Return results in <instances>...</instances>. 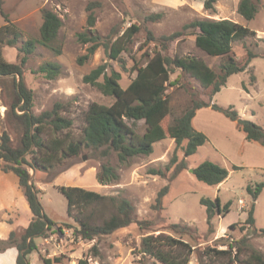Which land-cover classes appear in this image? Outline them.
<instances>
[{
	"label": "rangeland",
	"instance_id": "1",
	"mask_svg": "<svg viewBox=\"0 0 264 264\" xmlns=\"http://www.w3.org/2000/svg\"><path fill=\"white\" fill-rule=\"evenodd\" d=\"M203 1L3 0L2 8L20 32L21 42L39 38L42 9L52 11L61 21L52 46L60 51L59 54L37 44L23 68L24 84L33 93L31 113L39 115L52 109L56 103L63 105L61 116L72 122L68 135L73 141H80L85 126L84 113L88 106L92 103L110 106L114 102L112 97L102 95L96 87L83 83V77L91 70L105 64L107 74L111 70L120 74L119 84L125 89L136 76L134 66H144L146 59L158 52L169 57L200 58L218 73L222 59L210 57L198 49L194 35H184L169 42L166 50L162 49L159 37L179 31L183 25L194 20L227 19L254 32L234 42L230 55L239 63L244 62L247 51L257 57L251 60L245 71L231 75L226 85L214 96L210 88L204 89L188 75H180L177 84L167 86L165 92L171 113L163 121V128L180 116L192 100L224 108L233 106L240 120L264 127V0H259L258 12L251 21H245L237 13L240 0H217L212 13L204 10ZM90 13L95 17L93 27L87 25ZM150 15L160 17L150 21L147 19ZM3 24L0 16V26ZM131 25H138L140 30L117 60L108 59L104 46H99L89 59L78 63V59L86 54L89 47V44L78 40V34L89 31L100 36L102 42L111 43ZM147 31L156 40L147 42ZM2 54L7 62H17L16 46H4ZM45 63L60 65V74L49 80L37 73ZM179 73L174 70L170 74V81L176 79ZM12 98V80L0 78V133H6L11 146L15 148L20 145L23 128L10 111ZM193 120L198 123L201 129L199 132L207 137V141L189 157L184 156L182 147L176 148L174 141L166 138L152 146L150 155L134 156L125 163H120L113 152L105 156L103 148L93 150L82 147L77 156L57 161L45 171H34L24 164L31 182L39 190L37 197L43 213L57 223L47 238L35 239L37 249L27 256L29 263L45 264L44 260L52 261L59 257L62 264H77L80 259L86 260L88 264H138L141 239L149 234L168 233L166 227L175 223L186 224L197 231L190 238H184L195 249L188 264H198V252L205 247L225 249L223 245L226 243L250 234V231L241 229L245 227L247 211L252 203L254 225L256 229H263L264 189L256 200H252L247 187L264 182V165L262 168L252 165L257 164L258 160L264 164L263 157H259L263 155L264 147L251 143L258 147L259 156L252 153L248 147L243 146L245 144L236 132L237 124L210 108L202 109ZM126 123L137 135L145 131L143 120H129ZM240 135L243 136L242 133ZM49 137L51 133L47 134ZM173 156L174 164L171 163ZM24 158L30 162L31 156L26 154ZM206 161L228 171L227 179L220 185L209 186L199 182L190 172ZM182 162L185 168L176 171ZM0 164L4 165L1 160ZM103 164L115 168L119 176L116 182L107 185L100 183L99 174ZM233 166L241 169L233 170ZM149 170H159L163 175H149ZM165 186L168 192L162 198L161 209H155L153 205L156 196ZM59 187H79L107 197L120 196L134 207L136 221L146 220L151 222V226L142 230L133 223L91 241L76 239L72 230L63 226L74 225V222L66 214V200L58 192ZM202 198H218L221 206L230 203L228 214L213 218L210 231L205 208L200 204ZM31 219L32 214L17 177L11 171L0 172V264H16L17 245L21 243ZM233 224L235 228L230 229ZM59 226L62 231L58 230ZM221 237L226 239L220 241ZM249 244L264 255V236L250 237ZM94 245L97 254L91 251ZM146 264H153V260H148ZM223 264L228 263L224 261Z\"/></svg>",
	"mask_w": 264,
	"mask_h": 264
},
{
	"label": "trees",
	"instance_id": "2",
	"mask_svg": "<svg viewBox=\"0 0 264 264\" xmlns=\"http://www.w3.org/2000/svg\"><path fill=\"white\" fill-rule=\"evenodd\" d=\"M217 0H204L203 8L207 12H214ZM3 0H0V16L4 24L0 26V78H10L13 82V98L10 111L23 128V135L18 147H12L6 133H0V172L11 171L18 179L19 186L23 189L24 196L29 205L32 219L24 230L21 243L17 245L18 255L16 264H30L27 256L37 249L35 239L47 238L53 227L57 226L53 220L44 213L41 203L37 197L39 190L31 182L30 175L24 164L30 169L45 171L53 164L68 157L78 155L80 149L91 148L93 150L103 148V154L107 156L110 152L116 154L120 163L127 162L130 158L138 155H150L152 146L166 138L174 141L176 148L182 147L185 157L193 155L197 148L205 144L207 137L195 130L192 120L198 110L210 108L220 113L232 123L237 124L239 119L237 111L233 106L227 108L203 101L192 100L191 105L184 112L174 118L164 129L163 121L170 115L169 101L166 97L167 86L177 84L180 75H188L199 83L204 89H211L214 96L226 85L227 79L233 75L246 70L251 60L256 55L250 51L246 52L243 63L237 62L230 54L232 44L241 41L249 35L254 34L248 28L234 23L230 20H194L181 27L170 35L159 37L163 50L167 49L169 42L184 36L194 35L195 45L198 49L210 57H220L219 72H214L202 59L186 57H169L161 53H154L146 59L144 66H134L135 78L123 89L119 84L120 74L111 70L106 72V65L101 64L91 70L82 79L83 83L94 86L104 96L114 99L110 106L92 103L84 113L85 126L82 130L80 141L70 139L68 133L72 126L71 120L61 116L63 105L56 103L52 109L44 111L39 115L31 113L33 93L28 89L23 80V68L29 56L34 52L37 44L49 48L59 54V50L53 48L57 33L61 27V21L55 13L42 9V24L39 29L37 40H26L21 42V34L16 26L8 19V15L2 8ZM259 0H240L237 5V13L245 20L251 21L258 12ZM160 15H150L148 20H157ZM95 17L92 13L87 19L88 27H93ZM140 30L138 25H131L123 34L111 43L101 41V37L91 32L78 34V40L89 44L86 54L78 59L82 63L89 59L99 46H104L105 54L110 60H117L120 54L126 50L133 36ZM152 33L147 31V42L154 41ZM4 46L15 47L17 50V62L10 63L3 58L2 48ZM61 67L55 63L41 65L37 73L51 80L56 78ZM174 70L180 73L177 78L170 81V74ZM101 79V81H100ZM252 79H254L252 77ZM144 121L145 131L137 135L127 125L126 121ZM236 129L244 135L249 143L264 147V127L251 122L237 124ZM51 137L47 138V134ZM183 143L184 146L182 145ZM30 154V162L25 161L24 156ZM175 156L171 159L174 164ZM185 168V164L179 163L177 170ZM233 170L241 167L233 166ZM193 176L199 182L209 186H218L228 177V171L209 161L203 162L193 169ZM149 175L162 176L159 170H149ZM119 179L117 171L109 164H103L99 174L101 184L107 185ZM264 182L248 186L247 192L252 200H256ZM58 192L66 200V214L71 218L74 225L64 224L65 229H71L76 239L91 241L97 237L110 235L111 233L136 223L140 229L147 230L151 222L134 218V207L120 196H103L99 193L88 191L79 187H59ZM168 187H163L157 194L153 208L161 209L162 198L167 194ZM200 204L205 208L206 223L209 231L212 228V220L215 216H225L230 211V203L221 206L218 198L210 200L202 198ZM254 203L247 211L243 230L250 231L238 240L228 242L223 246L225 249L205 247L198 252V264H264V255L249 244L250 237L264 236V228L256 229L254 225ZM235 228L231 225L230 229ZM165 232L157 235L149 234L141 239L139 246L138 264H146L152 259L153 264H188L194 252L193 246L185 240V236H192L197 231L186 224H169ZM58 230L62 231L61 227ZM226 238H219L224 241ZM97 254L96 246L91 248ZM246 256L245 258H241ZM45 264H62L59 257L44 260ZM77 264H88L86 260L80 259Z\"/></svg>",
	"mask_w": 264,
	"mask_h": 264
},
{
	"label": "crops",
	"instance_id": "3",
	"mask_svg": "<svg viewBox=\"0 0 264 264\" xmlns=\"http://www.w3.org/2000/svg\"><path fill=\"white\" fill-rule=\"evenodd\" d=\"M203 109H204V108H203ZM201 110H202V109H200V110H198V111L196 112L194 119L197 118V115H198V113H199ZM192 126H193V128H194L195 130H197V131L201 130V129H200V126L198 125V123H197V122L195 123L194 120H192ZM234 129H235V127H234ZM235 130H236V129H235ZM236 132H238V131H236ZM238 134H239L240 140H242L243 144H245V145H243V146L248 147V149H249L250 151H253L252 153H255V154H257V155L259 156V152H258L259 149H258V147H254V145H251V143H246V140H245V138H244V135L241 136V135H240V132H238ZM259 157H263V159H264V153H263L262 156H259ZM256 160H258V159H256ZM259 161H260V160H258V163H257V164H252V165H254L253 167H256V168H262V165H264V164H263V163H260ZM253 167H250V168H253Z\"/></svg>",
	"mask_w": 264,
	"mask_h": 264
},
{
	"label": "water",
	"instance_id": "4",
	"mask_svg": "<svg viewBox=\"0 0 264 264\" xmlns=\"http://www.w3.org/2000/svg\"><path fill=\"white\" fill-rule=\"evenodd\" d=\"M245 122L246 121H243V120H240V119L237 120V124H239V125H241V124H243ZM190 172L193 173V170H190Z\"/></svg>",
	"mask_w": 264,
	"mask_h": 264
}]
</instances>
